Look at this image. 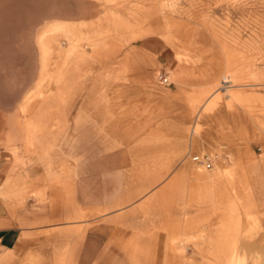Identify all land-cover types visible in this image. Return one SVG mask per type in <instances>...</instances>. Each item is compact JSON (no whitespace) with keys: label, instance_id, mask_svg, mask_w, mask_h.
Returning <instances> with one entry per match:
<instances>
[{"label":"crops","instance_id":"1","mask_svg":"<svg viewBox=\"0 0 264 264\" xmlns=\"http://www.w3.org/2000/svg\"><path fill=\"white\" fill-rule=\"evenodd\" d=\"M155 20L154 0H0V264H249L264 253V151H224L207 169L173 166L170 132L154 148L151 71L179 63ZM55 28L84 47L46 60L41 38ZM125 110L147 111L134 140L148 143L126 181L124 151L109 150L125 124L140 126Z\"/></svg>","mask_w":264,"mask_h":264},{"label":"rangeland","instance_id":"2","mask_svg":"<svg viewBox=\"0 0 264 264\" xmlns=\"http://www.w3.org/2000/svg\"><path fill=\"white\" fill-rule=\"evenodd\" d=\"M154 3L156 33L171 44L173 56L179 62L174 69L156 63L151 71L149 83L154 93L147 92L144 102L155 104L154 148L163 150V135L170 132V148L177 153L182 151L181 157L171 159L173 166L184 159L189 165H199L192 160L196 153L208 154L217 165L219 161L222 163L220 155L224 151L263 152L264 0H154ZM143 9L140 7V13ZM42 37L46 60L59 54L63 61L74 47H84L78 44L79 39L72 43V35L66 29L55 28L44 32ZM69 42L73 45L71 49H67ZM62 61L55 69L60 68ZM162 71L168 72L171 84L158 82L157 76ZM132 98H136L135 94L125 91L124 100ZM124 112L125 119L135 118L137 123L147 111ZM139 123V127L125 124L122 135H118L120 141L109 142V150L114 152L118 146L124 151L121 175L124 181L130 179L128 167L147 160L137 157L148 149L147 140L142 137L134 140L147 130L144 121ZM112 128L121 131V127ZM155 161L157 166H163L162 157H156ZM160 170L155 174L156 181L164 177L158 173ZM121 176L108 173L106 182L116 185ZM140 176L141 181L147 178ZM231 264L245 261L236 255ZM249 264H264V253L252 254Z\"/></svg>","mask_w":264,"mask_h":264},{"label":"built area","instance_id":"3","mask_svg":"<svg viewBox=\"0 0 264 264\" xmlns=\"http://www.w3.org/2000/svg\"><path fill=\"white\" fill-rule=\"evenodd\" d=\"M157 80L160 84L163 85H169L172 82L168 72L166 71H162L161 73H159L157 76ZM192 160L207 169H211L213 166L212 159L207 154L196 153L192 156Z\"/></svg>","mask_w":264,"mask_h":264},{"label":"bare ground","instance_id":"4","mask_svg":"<svg viewBox=\"0 0 264 264\" xmlns=\"http://www.w3.org/2000/svg\"><path fill=\"white\" fill-rule=\"evenodd\" d=\"M98 15V14H97ZM117 23V22H116ZM96 29V28H95ZM115 29V28H114ZM88 31V30H87ZM97 32V31H96ZM91 33V32H90ZM93 34V33H92ZM76 39V38H75ZM83 46V45H82ZM68 47V46H67ZM64 50V49H63ZM60 56V55H59ZM72 58V57H71ZM260 231V230H259ZM254 237V236H253ZM235 262V261H234Z\"/></svg>","mask_w":264,"mask_h":264}]
</instances>
